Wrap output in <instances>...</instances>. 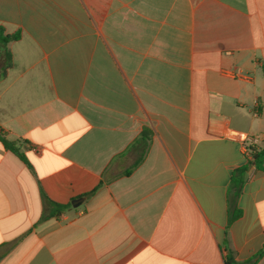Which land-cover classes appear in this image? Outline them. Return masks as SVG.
<instances>
[{"label":"crops","instance_id":"obj_1","mask_svg":"<svg viewBox=\"0 0 264 264\" xmlns=\"http://www.w3.org/2000/svg\"><path fill=\"white\" fill-rule=\"evenodd\" d=\"M0 28L29 164L0 141V264H264V163L226 137L264 151V0H0Z\"/></svg>","mask_w":264,"mask_h":264},{"label":"trees","instance_id":"obj_2","mask_svg":"<svg viewBox=\"0 0 264 264\" xmlns=\"http://www.w3.org/2000/svg\"><path fill=\"white\" fill-rule=\"evenodd\" d=\"M18 34H11V35H4L3 29L0 28V73H4V67L7 66L9 62V55L5 49V44L9 41H14L18 39ZM264 69V67H262ZM151 130L148 127H143L138 137L132 142L131 148L137 152V158L134 161V167L137 166L144 158V155L150 145L151 140ZM0 141L4 145V147L18 156V158L23 161L27 166H29L28 162L26 161L23 154L18 151L17 142H9L5 140L2 136H0ZM253 159H254V166L257 169L262 168V163H264V151L258 150L257 148H253ZM247 171V166H243L239 168L232 178V184L236 189V193L240 192V189L244 182V176ZM127 174V173H126ZM42 201H43V213L41 219H47L50 217L58 216L62 211L70 207V204L61 205L57 204L50 199H48L44 194H41ZM239 216V211H236L230 216V222L236 219ZM256 257L261 256V251L258 252ZM248 264L251 263V260L247 262ZM223 264H237L231 253L229 252L228 255L224 258Z\"/></svg>","mask_w":264,"mask_h":264},{"label":"built area","instance_id":"obj_3","mask_svg":"<svg viewBox=\"0 0 264 264\" xmlns=\"http://www.w3.org/2000/svg\"><path fill=\"white\" fill-rule=\"evenodd\" d=\"M227 139L237 141L243 151L244 157L248 164L254 165L253 148H256L258 140L255 137L241 134L235 130H230L227 134Z\"/></svg>","mask_w":264,"mask_h":264},{"label":"water","instance_id":"obj_4","mask_svg":"<svg viewBox=\"0 0 264 264\" xmlns=\"http://www.w3.org/2000/svg\"><path fill=\"white\" fill-rule=\"evenodd\" d=\"M81 200L82 199H74V200H72L71 201L72 207H77L80 204Z\"/></svg>","mask_w":264,"mask_h":264}]
</instances>
